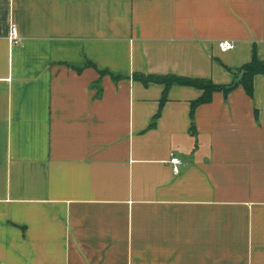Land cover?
Listing matches in <instances>:
<instances>
[{
    "label": "crops",
    "instance_id": "1",
    "mask_svg": "<svg viewBox=\"0 0 264 264\" xmlns=\"http://www.w3.org/2000/svg\"><path fill=\"white\" fill-rule=\"evenodd\" d=\"M254 45L264 0H0V264H264V73L194 119L134 78L228 85Z\"/></svg>",
    "mask_w": 264,
    "mask_h": 264
},
{
    "label": "trees",
    "instance_id": "2",
    "mask_svg": "<svg viewBox=\"0 0 264 264\" xmlns=\"http://www.w3.org/2000/svg\"><path fill=\"white\" fill-rule=\"evenodd\" d=\"M93 66L91 61H88L85 65ZM78 72H82L83 68H76ZM101 75L109 74V70H101L99 71ZM234 73V81L228 85H218L215 84L211 79L206 78H192V77H182L176 75H152V74H141L136 73L134 74V78L143 82L145 85H148L152 82L160 83L165 86L163 96L161 98V106L166 102L168 90L173 84H180L186 86H192L203 90L202 95L192 101L191 103V115L194 119L195 110L196 108L204 103L211 102L213 99V94L216 91H223L225 96H227L231 91L236 89L239 86H242L246 93L250 96L254 95V80L256 75L264 73V60H261L258 57L256 46L254 45L252 59L244 64L241 68L237 70H233ZM114 80H118L121 77L112 75ZM160 112L156 114L154 117V121L152 126L156 124V120L159 116ZM191 129L195 132V125L192 124Z\"/></svg>",
    "mask_w": 264,
    "mask_h": 264
},
{
    "label": "built area",
    "instance_id": "3",
    "mask_svg": "<svg viewBox=\"0 0 264 264\" xmlns=\"http://www.w3.org/2000/svg\"><path fill=\"white\" fill-rule=\"evenodd\" d=\"M10 43L13 45H17L21 43V37L19 35L18 29L16 25L11 26L10 35H9ZM222 47L226 50H232L236 48L235 43H232L230 41H223L221 43ZM170 162L173 166V171L175 174L180 173V167L183 163L182 159L180 157H177L173 155L170 159Z\"/></svg>",
    "mask_w": 264,
    "mask_h": 264
}]
</instances>
